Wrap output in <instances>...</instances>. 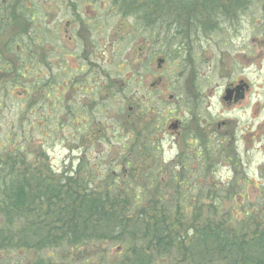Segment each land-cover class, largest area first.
I'll return each mask as SVG.
<instances>
[{"label":"rangeland","instance_id":"374dc122","mask_svg":"<svg viewBox=\"0 0 264 264\" xmlns=\"http://www.w3.org/2000/svg\"><path fill=\"white\" fill-rule=\"evenodd\" d=\"M62 1L0 0L8 19L0 23V154L23 148L27 163L61 184L80 170L89 189L126 184L142 205L162 196L178 214L172 237L182 244L172 255H154L153 264H190L198 251L191 249L194 222L226 229L264 209V0L196 30L189 50L174 52L161 68V56L140 54L134 16L111 0H73L75 8ZM163 6L157 12L166 15ZM241 80L244 98L228 104L225 87ZM190 89L197 106L185 101ZM175 119L205 134L200 156L192 151L194 134L177 137L167 127ZM225 130L233 139L220 143ZM120 249L110 240L17 247L0 250V264H119L127 254ZM199 251L200 264H228Z\"/></svg>","mask_w":264,"mask_h":264},{"label":"trees","instance_id":"16d2710c","mask_svg":"<svg viewBox=\"0 0 264 264\" xmlns=\"http://www.w3.org/2000/svg\"><path fill=\"white\" fill-rule=\"evenodd\" d=\"M111 1L119 11H126V15L138 21L143 18L144 23L152 16L181 18L180 23L189 26L191 36L196 30L214 28L219 16L243 10L251 0ZM162 5L168 8L166 15L157 12ZM5 11L7 8L0 13V23L8 21ZM22 149H15L14 154H0V250L64 245L78 248L110 240L127 252L119 264H153L154 255H172L182 244L172 237L179 230L176 227L178 214L168 212L172 204L160 203L162 196H158L155 204L149 197L148 205H142L139 204L141 199L128 195L131 190L126 184L124 187L101 186L99 191L89 189L86 179L89 176L80 170L77 177L68 175L61 184L62 179L27 163ZM177 190H180L179 184ZM111 192L120 193L112 195ZM160 194L157 189V195ZM262 200L264 205V197ZM212 209L217 212L216 205H212ZM256 211L255 208L246 212L244 219L248 222L236 218L234 225L226 229L220 228L219 222L207 221L200 228L196 225L198 221L194 222L191 249L198 251L192 250L190 264H200L202 247L228 264H264V209L260 213ZM195 256L198 261L193 260Z\"/></svg>","mask_w":264,"mask_h":264},{"label":"flooded vegetation","instance_id":"af4514ba","mask_svg":"<svg viewBox=\"0 0 264 264\" xmlns=\"http://www.w3.org/2000/svg\"><path fill=\"white\" fill-rule=\"evenodd\" d=\"M74 2L76 1H73V0H65V1L63 0L62 1V3L66 4V5L64 4V7L67 6L70 8L72 7L75 8ZM147 19H148L147 23L142 22L143 18H139V21L138 19L136 20L137 23L139 24L136 30L137 39H138V42H137L138 50L140 54L145 53L151 59H154V57H157V56H161V58H158V62H157L158 68H161L165 64L167 57H170L174 52L177 53V54L175 53L176 55H179L189 50L190 38H191L190 34L188 33V29H187L189 28V26L187 25L186 27L184 24H182L183 22L180 23L181 18L166 15V16H152V17H148ZM65 24L67 26L66 29H68L70 26L69 20H67ZM205 32L207 31L205 30ZM206 35L208 34L203 32L202 36L207 37ZM177 39H178V43L174 45V40H177ZM59 50H61V46H59ZM58 59L62 60V53H59ZM240 83L241 85L239 87L238 86L232 87L229 85L225 87V93L226 91H229V90L231 91L230 97L228 99H225L223 96V99L227 101L228 104L236 103L237 101L242 100L244 98V95L246 92L245 88L247 87V85L242 80L240 81ZM186 93H187L186 96L188 95V97H186L185 99L186 103H189L191 101L194 103V106L195 105L197 106V93L194 95L191 89L187 91ZM166 122L167 121H165V123ZM167 123L166 125L169 129L176 131L177 137L179 136L183 137L184 135L194 134L193 135L194 148L192 149V151L196 153L197 157L200 156L201 153L199 149L202 145H204L203 139L205 137V134H203L201 130L200 131L196 130L198 131L197 133L196 132L191 133L190 129H187V128L184 129V126L180 119H175L174 121L172 122L170 121L168 124ZM183 130H185L184 132H186V134L184 133L182 134ZM199 133H202L204 136H202ZM223 134L225 135V137L221 141L219 140L220 143H223L224 140L230 141L233 139V134L230 133L228 130H225ZM231 135H232V138L228 139V136H231ZM241 140L244 141L242 137H241ZM196 147L198 148V151L195 149ZM182 166L184 167V164H182ZM199 173L202 174V171H200ZM238 173L235 172V175L233 177L234 179L241 180V178H243V180L241 181L248 182V176H242V174L238 176L237 175ZM192 176L197 177V173L193 174ZM184 181L188 182L187 179Z\"/></svg>","mask_w":264,"mask_h":264},{"label":"water","instance_id":"95a60500","mask_svg":"<svg viewBox=\"0 0 264 264\" xmlns=\"http://www.w3.org/2000/svg\"><path fill=\"white\" fill-rule=\"evenodd\" d=\"M230 94H231V91H226L225 95H224V98L225 99H228L230 97Z\"/></svg>","mask_w":264,"mask_h":264}]
</instances>
